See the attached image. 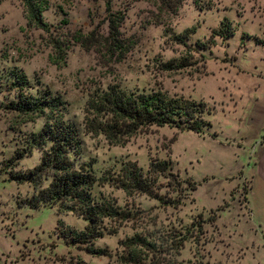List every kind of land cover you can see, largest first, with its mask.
<instances>
[{"label":"rangeland","instance_id":"1","mask_svg":"<svg viewBox=\"0 0 264 264\" xmlns=\"http://www.w3.org/2000/svg\"><path fill=\"white\" fill-rule=\"evenodd\" d=\"M45 1L41 18L46 32L26 24L20 0H0V101L12 95L7 89L11 69L26 76L30 87L25 91L47 88L58 94L64 102V118L79 131L75 160L87 164L97 179L90 193L112 200L128 210L130 218H103L104 228L113 231H103L92 246L106 248L109 258L88 253L81 244L61 237L57 220L76 230L85 220L55 206L29 207L22 201L32 192L31 185L10 177V172L37 163L40 151L31 148L13 165L7 161L15 149L27 146L28 134L40 128L43 118L19 122L13 112L0 108V264H109L120 249L119 239L151 232L168 244L173 231L186 235L174 249L178 264H195L197 259L208 264H264V200L249 194L246 200L248 180L237 167L244 159L225 146L221 110L226 89L241 91L244 83H250L246 72L254 65L264 69V43L260 42L264 0H182L174 12L165 10L159 0ZM105 1L108 10L121 17L120 35L131 42L118 60L72 40L76 33L105 31ZM223 18L233 29L226 39L211 33ZM190 27L185 44L174 38ZM52 38L62 42L58 63L49 59L54 53ZM196 41L208 42L207 47L196 49ZM181 57L185 66L161 67L166 60ZM108 84L125 91L160 90L202 101V117L209 125L199 133L168 124L150 125L122 144H111L83 126L86 99ZM152 158L167 159L172 173L169 180L157 178L156 197L127 195L100 178L117 171L125 160L135 161L145 171ZM187 181L194 183L192 190Z\"/></svg>","mask_w":264,"mask_h":264},{"label":"trees","instance_id":"2","mask_svg":"<svg viewBox=\"0 0 264 264\" xmlns=\"http://www.w3.org/2000/svg\"><path fill=\"white\" fill-rule=\"evenodd\" d=\"M181 1L159 0V3L165 10L174 12ZM20 3L26 24L46 32L47 25L41 18L46 1L20 0ZM105 10L104 32L92 29L86 34H73L72 40L85 49H92L96 54H105L118 60L129 50L131 42L120 35L118 27L121 17L108 10L107 1ZM192 28L183 29L176 33L174 38L185 44ZM232 30L229 21L223 18L211 33L226 39L232 34ZM260 42L264 43V40ZM50 43L54 53L50 54L49 59L58 63L63 57L62 42L58 38H52ZM207 44L208 42L196 41L195 48L203 49ZM185 65L184 57L168 59L161 63L163 69H176ZM9 75L7 89L12 90V95L0 101V108L13 112L19 122L43 118L40 128L28 134L27 146L24 149H15L7 160L13 165L25 154H30L31 148L40 151L37 163L25 170L10 172V177L15 182L31 185L32 192L22 202L29 207H37L39 204L55 206L58 211L70 212L83 218L85 224L79 230L63 225L61 220H57V233L70 242L81 244L88 253L109 258L110 253L106 248H95L92 243L103 231H113L104 228L103 218L129 219V211L119 208L112 200L94 198L90 193L91 186L97 179L87 164L75 160L79 155L81 142L79 131L73 122L64 118L65 107L60 96L47 88L38 89L35 93L25 91L30 84L18 69H11ZM203 111L202 101L168 96L160 90L125 91L117 85L108 84L104 89L93 91L86 99L83 126L86 132L102 134L111 144H122L131 134L150 125L168 124L199 133L203 127L209 125L208 120L202 117ZM171 175L167 159L152 158L148 161L145 171H142L135 161L125 160L119 163L117 171L103 174L100 178L120 188L127 195L137 192L156 197L159 187L157 178L161 176L169 180ZM186 183L190 190L194 188L192 181ZM185 236L173 231L168 236L170 243L167 244L159 233L153 235L151 232H134L117 241L120 249L114 253L109 264H178L174 249L182 244ZM195 264L208 262L197 259Z\"/></svg>","mask_w":264,"mask_h":264},{"label":"crops","instance_id":"3","mask_svg":"<svg viewBox=\"0 0 264 264\" xmlns=\"http://www.w3.org/2000/svg\"><path fill=\"white\" fill-rule=\"evenodd\" d=\"M246 74L251 78L250 83H244L239 91L234 82L232 87L237 91L226 89L228 97L221 103L225 112L224 140L225 146L236 150L237 156L244 159L237 167L248 180L246 200L248 194L264 200V69L254 65Z\"/></svg>","mask_w":264,"mask_h":264}]
</instances>
